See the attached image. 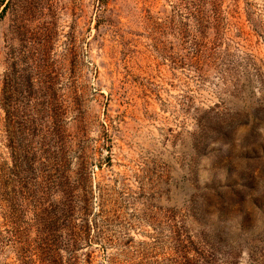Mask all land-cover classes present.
<instances>
[{"label": "rangeland", "instance_id": "obj_1", "mask_svg": "<svg viewBox=\"0 0 264 264\" xmlns=\"http://www.w3.org/2000/svg\"><path fill=\"white\" fill-rule=\"evenodd\" d=\"M0 264H264V0H0Z\"/></svg>", "mask_w": 264, "mask_h": 264}]
</instances>
